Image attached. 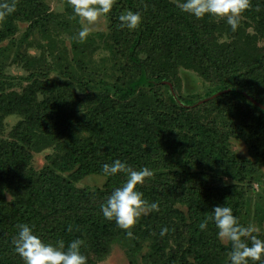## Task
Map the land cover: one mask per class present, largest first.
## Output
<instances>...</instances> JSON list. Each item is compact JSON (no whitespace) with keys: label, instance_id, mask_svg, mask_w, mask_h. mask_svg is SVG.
<instances>
[{"label":"trees","instance_id":"1","mask_svg":"<svg viewBox=\"0 0 264 264\" xmlns=\"http://www.w3.org/2000/svg\"><path fill=\"white\" fill-rule=\"evenodd\" d=\"M63 2L65 12L57 14L43 0H16L15 11L0 18V44L41 52H18L13 59L9 46L0 48V136L7 117L20 118L12 141L0 139V264H23L12 244L21 223L65 250L81 239L86 264H101L115 246L129 264H229L230 243L221 242L211 221L203 231L198 225L222 205L244 226L247 199L240 183L264 166V0H250L236 31L223 19L181 12L175 0H123L142 22L130 32L112 21L110 35L126 66L111 81L95 78L88 65L95 40L87 35L80 42L79 18ZM19 24L27 29L15 42ZM60 30L71 37L72 59L66 47L58 48L54 32ZM38 31L41 38L34 40ZM48 59L65 67L61 75L68 82L49 78L54 68ZM13 65L28 74L21 92L17 79L4 74ZM180 68L197 73L211 87L207 97L220 93L219 99L201 105L183 97ZM157 86L176 94L166 101ZM231 139L244 141L256 161L236 154ZM48 150V165L35 171L34 155ZM117 159L153 173L137 190L159 210L141 214L132 237L101 213L127 178L103 174L102 165ZM90 176L105 178L104 190L76 188Z\"/></svg>","mask_w":264,"mask_h":264},{"label":"clouds","instance_id":"2","mask_svg":"<svg viewBox=\"0 0 264 264\" xmlns=\"http://www.w3.org/2000/svg\"><path fill=\"white\" fill-rule=\"evenodd\" d=\"M75 17L79 18L82 25L78 32L80 42H83L98 17L108 14L113 6V0H67ZM250 0H175L176 7L196 19L206 15L215 19H223L236 31L239 17L249 7ZM16 0H5L0 3V18L15 11ZM121 29L135 30L142 22L141 14L137 11H126L119 15ZM103 174L113 176L117 173H126V180L122 186L115 188L101 205V213L105 220L115 221L118 228L125 230L128 237H132V227L137 223L145 209L158 211V203L148 204L143 194L137 190V185L142 184L146 178L153 175L152 171L143 167L134 170L125 162L117 159L112 163L102 165ZM211 221L217 229L216 235L222 241L231 245L229 264H256L264 257V240L252 235L256 229L249 225L244 227L239 224L238 218L233 215L230 207L217 205L212 208V215L205 218L198 225L200 230L207 228ZM71 231V226L68 228ZM166 228L161 229L163 236ZM249 240V243L245 241ZM81 239L71 241L67 249L62 242L57 245L45 243L36 235L28 224H18L17 233L12 241L13 251L21 258L23 264H86V257L80 249L83 245ZM264 264V262H262Z\"/></svg>","mask_w":264,"mask_h":264},{"label":"rangeland","instance_id":"3","mask_svg":"<svg viewBox=\"0 0 264 264\" xmlns=\"http://www.w3.org/2000/svg\"><path fill=\"white\" fill-rule=\"evenodd\" d=\"M53 11L57 14H64L65 6L63 0H43ZM114 10L116 14H114ZM129 11L123 0H113L112 10L108 14L101 15L98 17L97 21L94 25L90 26L89 36L95 40V45L92 49L93 56L91 57V63H88L91 70H95L97 75L95 78L105 81H111L114 73L117 77L123 76L120 69L126 66V59L123 57V49L119 45H114L111 38V26L113 24L114 19H118L119 15L123 12ZM117 22V27H119ZM82 27V25H81ZM120 28V27H119ZM26 24H19V33L15 36V42L23 36V33L26 31ZM59 30V28H57ZM123 30V29H121ZM128 30V29H127ZM133 32L134 30H128ZM250 33H253L252 29H249ZM40 31L35 34L34 40H40ZM54 38L56 39L58 48L62 50L66 47L69 50V59H72L73 55L71 52V37L65 33L63 30L58 31V33L54 32ZM225 39H223L224 41ZM11 41H5L0 44V48H4L9 46V52L11 58H15L18 52L26 51L31 56L39 57L41 52L36 48H31L25 50L24 48H20L19 45H12ZM259 46L264 47V39H261L259 42ZM109 48H112L110 51ZM56 57L58 55L56 54ZM48 62L53 65L54 71L49 75V78L53 81H62L68 82V78L65 75H61L64 73L65 67H60L58 64V60H54L53 62L48 59ZM117 62V63H116ZM66 66V63L63 64ZM118 66V67H116ZM117 70V72H116ZM180 77V85L179 92L183 97L196 99L199 104H204V102H210L213 99H219L220 93H217L215 96L208 98L206 92L211 88L208 83H206L197 73L192 70H188L185 68H180L179 71ZM5 75L12 76L17 79L14 82L16 91L21 92V87H25L27 84L22 81V78H26L28 74L22 69V67L13 65L9 66L5 71ZM155 90L166 100L168 101L169 97L173 93L171 90L167 89L165 86H157ZM77 93V92H76ZM78 94V93H77ZM177 96V95H176ZM40 100L42 97H39ZM179 105L183 106L181 102H178ZM20 121L18 116H10L5 119V129L0 139H4L6 141H12L11 132L15 125ZM231 147L232 150L242 156L247 160H251L255 162L256 160L250 154L248 147L245 142L242 140L231 139ZM53 153L52 150L45 151L44 153L34 155V160L32 163V168L35 171H41L44 167L48 165L47 157ZM63 177L69 179V174H64ZM106 183V179L99 176H90L79 182L74 183L76 188L86 191V192H94L97 190H104V185ZM240 185L244 188L247 199L246 206V215L244 218V227H248L249 225L253 226L256 231L252 233V235L257 236L259 239L264 240V166H261L259 172L255 174L253 177L241 182ZM184 212L186 209L184 207L180 208ZM149 213L148 209L142 213L147 215ZM223 244H228L227 241H222ZM101 264H129L128 259L124 250L115 246L112 249L110 255L101 263Z\"/></svg>","mask_w":264,"mask_h":264}]
</instances>
